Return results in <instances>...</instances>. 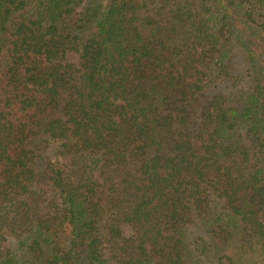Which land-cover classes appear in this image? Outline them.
Instances as JSON below:
<instances>
[{
    "label": "trees",
    "instance_id": "obj_1",
    "mask_svg": "<svg viewBox=\"0 0 264 264\" xmlns=\"http://www.w3.org/2000/svg\"><path fill=\"white\" fill-rule=\"evenodd\" d=\"M0 264H264V0H0Z\"/></svg>",
    "mask_w": 264,
    "mask_h": 264
},
{
    "label": "rangeland",
    "instance_id": "obj_2",
    "mask_svg": "<svg viewBox=\"0 0 264 264\" xmlns=\"http://www.w3.org/2000/svg\"><path fill=\"white\" fill-rule=\"evenodd\" d=\"M231 88H232V87H231ZM124 229H125L126 232L129 231V227H128V226H124Z\"/></svg>",
    "mask_w": 264,
    "mask_h": 264
}]
</instances>
